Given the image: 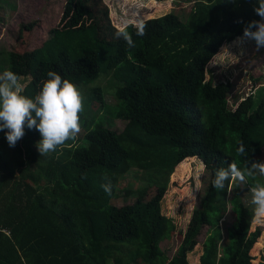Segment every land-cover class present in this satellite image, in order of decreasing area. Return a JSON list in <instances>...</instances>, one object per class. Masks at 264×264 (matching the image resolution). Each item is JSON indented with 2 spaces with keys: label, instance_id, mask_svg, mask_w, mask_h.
Returning a JSON list of instances; mask_svg holds the SVG:
<instances>
[{
  "label": "trees",
  "instance_id": "trees-1",
  "mask_svg": "<svg viewBox=\"0 0 264 264\" xmlns=\"http://www.w3.org/2000/svg\"><path fill=\"white\" fill-rule=\"evenodd\" d=\"M194 3L183 19L168 12L143 20V36L138 24L125 25L132 48L116 37L104 0H63L57 24L33 50L21 35L35 22L22 25L15 49L0 56V71L28 76L29 96L49 69L58 71L83 88L84 108L101 118L92 125L94 117L82 121L81 113L78 137L42 156L38 131L25 128L14 147L0 131V264H188L204 227L199 264H264V228L252 224L249 191L264 178L235 182L230 191L227 183L220 191L212 186L217 168L233 161L244 167L241 141L248 159L264 161V89L230 101L231 82L205 76L222 44L259 17L252 0ZM101 46L109 51L103 65ZM101 71L122 82L114 103L86 86ZM116 120L124 122L121 130ZM193 158L208 181L186 227L176 231L161 202L170 177L182 179ZM133 168L140 185L120 190ZM120 192L128 201L118 206ZM174 232L180 242L168 257L160 243Z\"/></svg>",
  "mask_w": 264,
  "mask_h": 264
},
{
  "label": "rangeland",
  "instance_id": "rangeland-1",
  "mask_svg": "<svg viewBox=\"0 0 264 264\" xmlns=\"http://www.w3.org/2000/svg\"><path fill=\"white\" fill-rule=\"evenodd\" d=\"M104 2L109 7V16L112 24L118 29L130 23L137 25L141 20L157 17L168 12H174L183 19L195 4V0H104ZM62 3L63 0H0V56L3 57L4 53L15 49L17 36L22 25L30 22H35L32 30L21 35L25 39L26 49L33 50L40 46L49 29L57 24L61 14ZM236 38L223 43L205 68L206 79L210 77L214 83L221 81L231 82L232 90L228 97L230 101L250 93L254 94L257 88L262 87L264 89V49L257 51L254 42L250 41L245 45L244 50L241 51L238 46L233 44ZM99 52L100 64L103 65L109 60V51L101 46L99 47ZM2 72L0 71V73ZM256 78L257 81H255ZM21 81L26 84L29 81V77L23 76ZM121 85L122 82L112 79L109 74L101 71L98 77L90 81L86 86L90 89L94 87L100 88L104 93L105 101L114 103L113 94ZM80 90L83 93V88ZM94 110V107L84 108L82 121L84 119L89 121L90 117H94L92 125L97 123L101 117L95 115ZM123 124L124 122L116 120L115 128L121 130ZM110 125H113L112 122ZM189 163H191V169L182 179L174 181L175 178L170 177L168 188L161 202L162 213L173 219L177 226L176 231L183 230L186 227L192 209L197 204L199 195L202 194L208 181L206 171L204 170L203 174H201L200 170L202 166L204 168V165L200 160L193 158ZM138 176H140V173L135 168L131 169L120 180L118 188L120 190L123 187L135 188L141 183ZM260 178L263 179L264 177ZM120 194L121 197L113 200L118 206L128 201V199H124L122 192ZM230 219L231 216L227 214L226 223ZM254 223L260 224L264 228V223L252 221V224ZM206 232L207 228L204 227L198 235L197 245L187 256L188 264H199V256L202 251L201 244ZM179 242L178 233L174 232L172 238L163 240L160 246L165 254L170 257Z\"/></svg>",
  "mask_w": 264,
  "mask_h": 264
},
{
  "label": "clouds",
  "instance_id": "clouds-1",
  "mask_svg": "<svg viewBox=\"0 0 264 264\" xmlns=\"http://www.w3.org/2000/svg\"><path fill=\"white\" fill-rule=\"evenodd\" d=\"M253 12L259 19L247 22L243 34L233 44L244 50L248 42H254L257 51L264 49V0H252ZM243 23V21H238ZM146 24L143 20L136 26V35L143 36ZM128 48L135 46L132 34L125 29L116 32ZM46 79L40 82L39 91L34 96L25 94L26 85L12 70L0 73V131H5L9 146L14 147L25 135V128L36 130L41 139L37 141L40 156L55 152L69 140H75L81 132L80 114L84 111V95L72 80L62 77L49 69ZM237 155L245 158L241 168L235 161L228 167H219L215 172L212 186L224 190L226 183L231 190L233 183L248 184L249 177H264V161L247 158V149L241 141ZM201 167V174L204 172ZM102 185L110 195L112 186L109 177ZM251 192L252 219L264 223V180H257L249 186Z\"/></svg>",
  "mask_w": 264,
  "mask_h": 264
}]
</instances>
